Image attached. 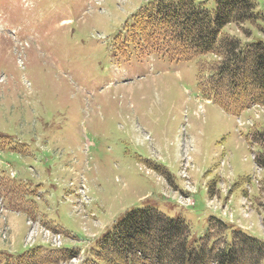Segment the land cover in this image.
<instances>
[{
    "label": "rangeland",
    "instance_id": "1",
    "mask_svg": "<svg viewBox=\"0 0 264 264\" xmlns=\"http://www.w3.org/2000/svg\"><path fill=\"white\" fill-rule=\"evenodd\" d=\"M153 1L0 0V254L51 250L52 227L60 250L91 261L106 232L146 208L183 219L195 239L215 219L227 244L235 230L264 242L253 162L263 108L235 115L207 101L198 76L209 54L144 49L133 17ZM250 1L261 19L222 32L264 43V0Z\"/></svg>",
    "mask_w": 264,
    "mask_h": 264
},
{
    "label": "trees",
    "instance_id": "2",
    "mask_svg": "<svg viewBox=\"0 0 264 264\" xmlns=\"http://www.w3.org/2000/svg\"><path fill=\"white\" fill-rule=\"evenodd\" d=\"M261 19L250 0H216L214 10L196 0H155L133 18V33L148 51L189 61L207 54L199 66L198 87L224 112L238 115L252 107L264 111V43L241 42L222 29ZM206 76H202V73ZM260 152L256 167L264 171V130L255 131ZM207 233L195 239L182 219H170L152 208L134 210L121 218L97 244L93 260L84 264H261L264 242L232 231L211 219ZM216 233H220L214 239ZM76 253L63 254L70 259ZM247 255V257L245 256ZM245 256V258H244ZM57 259L38 249L25 252L15 264H50Z\"/></svg>",
    "mask_w": 264,
    "mask_h": 264
}]
</instances>
